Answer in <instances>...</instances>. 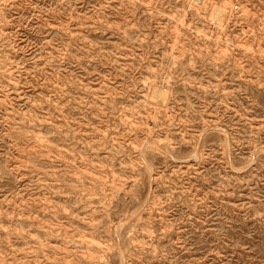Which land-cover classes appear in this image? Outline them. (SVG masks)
Instances as JSON below:
<instances>
[{"label":"rangeland","instance_id":"obj_1","mask_svg":"<svg viewBox=\"0 0 264 264\" xmlns=\"http://www.w3.org/2000/svg\"><path fill=\"white\" fill-rule=\"evenodd\" d=\"M0 264H264V0H0Z\"/></svg>","mask_w":264,"mask_h":264},{"label":"bare ground","instance_id":"obj_2","mask_svg":"<svg viewBox=\"0 0 264 264\" xmlns=\"http://www.w3.org/2000/svg\"><path fill=\"white\" fill-rule=\"evenodd\" d=\"M156 93V92H155ZM161 96H163V95H161ZM153 110V109H152Z\"/></svg>","mask_w":264,"mask_h":264}]
</instances>
